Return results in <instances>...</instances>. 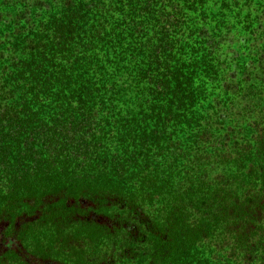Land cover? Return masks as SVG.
<instances>
[{"label":"trees","instance_id":"trees-1","mask_svg":"<svg viewBox=\"0 0 264 264\" xmlns=\"http://www.w3.org/2000/svg\"><path fill=\"white\" fill-rule=\"evenodd\" d=\"M0 264H264V0H0Z\"/></svg>","mask_w":264,"mask_h":264}]
</instances>
